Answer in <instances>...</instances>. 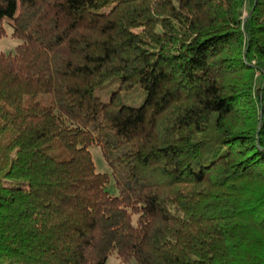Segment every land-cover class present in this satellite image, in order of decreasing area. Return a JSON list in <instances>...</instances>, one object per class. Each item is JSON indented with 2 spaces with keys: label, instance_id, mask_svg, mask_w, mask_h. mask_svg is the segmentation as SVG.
Listing matches in <instances>:
<instances>
[{
  "label": "trees",
  "instance_id": "1",
  "mask_svg": "<svg viewBox=\"0 0 264 264\" xmlns=\"http://www.w3.org/2000/svg\"><path fill=\"white\" fill-rule=\"evenodd\" d=\"M0 17V264H264V0Z\"/></svg>",
  "mask_w": 264,
  "mask_h": 264
},
{
  "label": "rangeland",
  "instance_id": "2",
  "mask_svg": "<svg viewBox=\"0 0 264 264\" xmlns=\"http://www.w3.org/2000/svg\"><path fill=\"white\" fill-rule=\"evenodd\" d=\"M1 18V17H0ZM4 24L6 26L7 29V37L2 38V40H0V53H5L6 55L12 54L14 53V49L17 45H19L18 40L16 39H12L10 37V33H11V21H7V20H3ZM8 26V27H7ZM10 27V28H9ZM89 151L92 154V161L93 163L96 165V172L100 173V175H109L111 176V170H110V166L108 164H106L104 162V160L102 159V153L101 151H99V148H97L96 146H92V148L89 149ZM108 189L110 190V192L116 196L118 194L117 190L114 188L113 186V179L112 181H110L109 185H108ZM116 255H113L107 262L106 264H118V261L116 260Z\"/></svg>",
  "mask_w": 264,
  "mask_h": 264
}]
</instances>
